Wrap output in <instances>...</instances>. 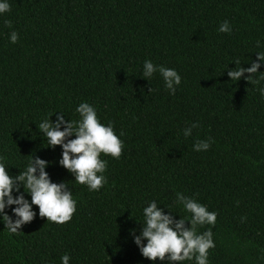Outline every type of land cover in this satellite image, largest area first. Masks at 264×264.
Segmentation results:
<instances>
[{
    "label": "trees",
    "instance_id": "1",
    "mask_svg": "<svg viewBox=\"0 0 264 264\" xmlns=\"http://www.w3.org/2000/svg\"><path fill=\"white\" fill-rule=\"evenodd\" d=\"M8 2L0 15V155L13 174L30 154L49 161L46 171L69 182L77 210L64 224L37 214L18 234L0 222V264H60L65 253L70 264H152L129 235L138 227L132 216L153 199L189 216L173 204L177 192L217 213L214 226L197 229L213 232L210 264H264V82L227 76L234 60L247 68L264 51V0ZM225 20L230 33L217 31ZM145 59L179 73L174 94L158 72L142 77ZM85 101L125 145L119 159L101 153L107 183L92 192L72 181L58 164L60 147H46L36 128L55 111L78 119ZM209 138L207 151L193 150Z\"/></svg>",
    "mask_w": 264,
    "mask_h": 264
},
{
    "label": "clouds",
    "instance_id": "2",
    "mask_svg": "<svg viewBox=\"0 0 264 264\" xmlns=\"http://www.w3.org/2000/svg\"><path fill=\"white\" fill-rule=\"evenodd\" d=\"M10 11L8 0H0V15ZM10 26L9 21H5ZM221 33H230L232 28L227 20L218 29ZM19 39L16 31L9 35V42L15 44ZM259 46V42H258ZM235 67L227 71L230 81H239L244 77L248 83L261 85L264 82V71H258L264 64V51L256 52V60L250 61V67H243L238 60ZM227 68V66H226ZM163 78L164 87L169 94H174L181 83L179 73L173 68L156 65L145 59L142 67V77L149 81L154 73ZM264 97V85L257 89ZM75 112L79 118L65 120V113L55 111L46 116L36 128L46 147L61 149L58 164L66 169L76 184H82L87 189L99 191L106 183L104 175L107 161L101 159V153L119 159L124 148V142L116 134L112 122L101 123L97 109L88 102L79 103ZM56 115L53 121L51 117ZM196 124L185 128L183 135L188 137ZM211 139L199 140L193 144V150L207 151ZM27 163L18 173L10 169L9 158L0 155V222L10 234H18L21 225L31 222L37 214L46 221L56 224L69 222L77 210V200L73 197L69 182H54L46 168L50 162L35 155H28ZM173 204H178L189 216H181L172 210V205H164L153 199L141 209L140 218L132 216L138 226L130 230L129 235L137 246L142 257L152 264H183L185 261L194 264H210L209 249L215 247L211 228L200 233L198 226L215 225L217 213L208 211L207 206L199 203L193 197L181 192L175 194ZM15 207H12V206ZM160 205V206H158ZM33 206L38 208V213ZM11 209V215L6 209ZM179 219L176 218V215ZM71 257L65 253L60 257V264H70Z\"/></svg>",
    "mask_w": 264,
    "mask_h": 264
}]
</instances>
